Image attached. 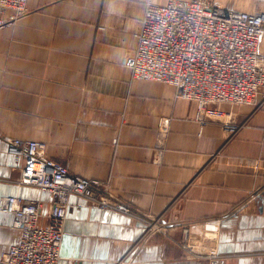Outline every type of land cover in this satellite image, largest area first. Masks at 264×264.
<instances>
[{"label":"crops","instance_id":"obj_1","mask_svg":"<svg viewBox=\"0 0 264 264\" xmlns=\"http://www.w3.org/2000/svg\"><path fill=\"white\" fill-rule=\"evenodd\" d=\"M168 1L28 0L0 29V197L42 201L47 223L51 195L18 183L24 160L8 147L39 140L167 230L147 235L137 215L74 196L59 264H264V103H214L199 118L179 88L135 79L126 63L147 3ZM213 1L264 12V0ZM20 233L0 210V254Z\"/></svg>","mask_w":264,"mask_h":264},{"label":"built area","instance_id":"obj_2","mask_svg":"<svg viewBox=\"0 0 264 264\" xmlns=\"http://www.w3.org/2000/svg\"><path fill=\"white\" fill-rule=\"evenodd\" d=\"M28 0H0V29L27 12ZM264 12L222 7L213 0L148 2L137 32V47L126 63L135 79L174 85L180 95L197 104L198 117L210 104L235 103L259 107L264 103ZM164 122V121H163ZM169 120L163 125L166 129ZM158 148L164 141L159 139ZM9 150L24 160L19 184L48 192L52 206L41 222L43 203L19 195L0 197V210L14 215L19 240L0 254V264H59L72 197L86 198L103 209L137 215L146 234H166L160 219L138 212L121 200L106 182L71 173L48 157L46 143L12 139ZM189 229L183 249L191 254Z\"/></svg>","mask_w":264,"mask_h":264}]
</instances>
